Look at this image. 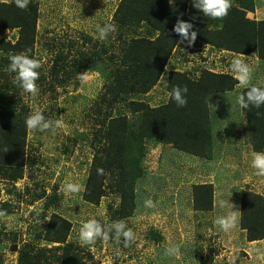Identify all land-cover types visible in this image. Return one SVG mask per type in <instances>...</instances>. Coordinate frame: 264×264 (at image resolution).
<instances>
[{
  "label": "rangeland",
  "instance_id": "obj_1",
  "mask_svg": "<svg viewBox=\"0 0 264 264\" xmlns=\"http://www.w3.org/2000/svg\"><path fill=\"white\" fill-rule=\"evenodd\" d=\"M168 2L184 8L187 17H197L206 31L226 26V16L208 19L193 7V0ZM119 3L30 0L20 9L15 0H0V134L8 132L4 144L16 148L14 157L0 160V203L6 213L0 216V264H264V238L249 241L244 228H260L252 224L257 217L264 226V174L251 167L256 136L248 133L256 130L264 139V128H249L246 111L237 104L246 88L237 86L229 69L235 56L180 40L147 94L121 93L113 100L115 77L131 81L125 69L139 64L122 60L127 43L157 36L147 27H121L115 17ZM231 3L251 22H242L244 30L252 32L264 20V0ZM11 6L35 18L26 44L31 46L27 53L41 63L36 96L23 91L7 71L9 57L25 52L15 48L19 28L6 26ZM107 22H115L118 30L101 41L96 25ZM243 59L252 69L251 84L264 85V62L255 53ZM85 62L88 68L83 70ZM192 69L227 71L232 77L225 94H211L206 102L208 119L199 136L205 137V154L193 156L154 137L137 141L139 125L131 101L151 107L168 102V72ZM35 109L62 120L63 126L54 132L27 128L26 117ZM198 109L201 113L203 106ZM119 117L129 131L124 141L108 145L110 120ZM117 145H124L120 154ZM94 164L101 172L96 181L101 196L90 202L84 192ZM68 182L81 185L80 191L65 193L62 186ZM149 198L155 207L145 206ZM222 200L229 204L221 208ZM243 200L254 214L249 222ZM232 210L239 212L235 226L225 232L215 220ZM93 217L106 227L125 221L135 239L125 245L123 237L115 239L113 229L109 240L82 245L79 228ZM171 244L181 246L180 255L167 254Z\"/></svg>",
  "mask_w": 264,
  "mask_h": 264
},
{
  "label": "trees",
  "instance_id": "obj_2",
  "mask_svg": "<svg viewBox=\"0 0 264 264\" xmlns=\"http://www.w3.org/2000/svg\"><path fill=\"white\" fill-rule=\"evenodd\" d=\"M5 7L8 8L6 5ZM10 8L8 13L5 14L6 26L19 28L20 30V40L15 48L18 51L25 50L30 52L31 46L27 45L26 41L29 39L30 33L32 34L34 31L35 18L29 14L27 15L24 10H16L14 6ZM190 16L187 17L185 15L184 8L178 7L168 2V0H120L115 17L121 23V27L131 26L133 30L138 27H147L153 33L157 32V36L154 39L140 37L127 43L122 60L124 62L131 61L134 65L139 64L136 67L133 66L134 69L132 67L133 73L132 70L125 69V74H130L125 75V77H133L131 81L127 79L129 84L128 82L120 81L118 76L115 77L113 84L115 86L110 88V92L113 93V100H116L121 93H148L164 71L171 54L181 40V37L173 31V27L178 20L192 23V30L197 32L194 42L195 46L193 47L199 48L201 43H203V45H210L213 48L228 50L234 54H242L244 56L255 53L258 60L264 62V20L259 21V25L252 32L249 29L244 30L242 22H245V24H250L251 22L244 20L243 15H240L237 9L231 7L225 18L226 26L218 30L206 31L205 27L199 26L197 17ZM82 66L83 70H86L88 68L87 62L82 64ZM168 74L170 89L173 86L187 87V104L183 107H178L170 97L168 102L155 107H151L142 101H131L132 112L136 115L139 125L135 139L140 141L144 137H154L160 142L171 143L175 149L177 148L187 154L202 156V154H205L203 151L205 148V137L199 136L204 134L203 122L208 119L206 116V102L211 97V94H225L230 86L232 77L229 74L213 73L208 70H203L199 75H195V69L191 71H169ZM260 87H264V85ZM200 105L203 106L201 113L198 109ZM245 111L249 128H264L263 124H261L264 105L259 108L250 105ZM124 122L125 119L123 117L110 120L111 127L106 132L108 145L110 142L125 140L129 125ZM7 133L3 132L0 134V160L1 158L8 160L11 156L14 157V153H12L13 148H15L14 145L4 144V141L9 138ZM248 133L250 135L255 134V150L261 152L262 148H264L263 135L256 130L248 131ZM18 146L20 145L18 144ZM117 148L120 150L117 153L120 154L124 145H117ZM111 156L113 155L110 152V155H108L110 159L108 160L113 159ZM92 168L93 174L87 180L84 197L90 202H95L101 196L96 184L101 172L95 167V164ZM203 193L207 195V189H204ZM243 205L246 209V222H249V218L254 216V214L248 211V203L244 200ZM3 207H5L4 203H0V210H3ZM255 220L257 221L252 224L261 225L258 229L250 224H244V228L248 232L249 241L264 238V226L260 217ZM54 240H58V238Z\"/></svg>",
  "mask_w": 264,
  "mask_h": 264
},
{
  "label": "clouds",
  "instance_id": "obj_3",
  "mask_svg": "<svg viewBox=\"0 0 264 264\" xmlns=\"http://www.w3.org/2000/svg\"><path fill=\"white\" fill-rule=\"evenodd\" d=\"M29 3L30 0H15L16 6L20 9H26ZM231 6V0H193V7L199 10V12L208 19H217L226 16ZM192 29V23L184 20H178L173 27V31L181 37V42L187 41L189 45L194 43L197 37V32ZM117 30L118 26L115 22L96 25L97 38L101 41L108 40L111 35L117 32ZM207 46L210 49H213L210 45ZM221 50L226 51L233 57L235 56L231 61L230 70L235 76L233 78L238 81L237 86L247 89L238 95L237 104L242 109H246L250 105L256 108L264 105V87L251 84L252 69L245 59H243V55L234 54L228 50ZM9 61L7 71L14 74L13 82L23 91L32 96H36L39 92L37 81L40 76V72L38 71L41 68L40 61L30 56L27 51L11 55ZM203 70L207 69H201L200 72H195V75H199ZM211 70L212 69L208 71L213 72ZM225 74H228V72L226 71ZM187 92L188 89L186 86H173L168 93V96L178 107H183L187 104ZM25 124L27 128L33 131L43 132L45 130H51L54 132L57 128L63 126V121L46 118L41 110L35 109L26 117ZM251 155V167L257 169L261 174H264V151H253ZM80 188L81 185L74 182H68L62 186L63 191L67 194L77 193L80 191ZM144 203L146 207H155V203L151 198L145 200ZM226 204H229V202L223 200L220 201L221 208L225 207ZM238 213V211L232 210L231 212L218 215L215 223L218 224L223 231L227 232L235 226ZM4 215H6L5 211L0 210V216ZM113 229L115 231V239L119 241L121 237H123L125 245L135 239L133 230L127 226L125 221H116L106 227L93 217L82 222L79 228L80 242L82 245H92L97 238H102L104 241H107L110 239V232ZM166 251L169 255H180L181 246L179 244H171Z\"/></svg>",
  "mask_w": 264,
  "mask_h": 264
},
{
  "label": "crops",
  "instance_id": "obj_4",
  "mask_svg": "<svg viewBox=\"0 0 264 264\" xmlns=\"http://www.w3.org/2000/svg\"><path fill=\"white\" fill-rule=\"evenodd\" d=\"M228 57H231V55H229ZM232 57H233V56H232ZM229 64H230V63H229ZM229 69H230V66H229ZM229 69H228V70H229ZM195 70H196V69H195Z\"/></svg>",
  "mask_w": 264,
  "mask_h": 264
}]
</instances>
